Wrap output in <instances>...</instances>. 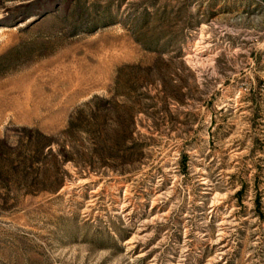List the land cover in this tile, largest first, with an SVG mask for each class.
<instances>
[{
  "label": "rangeland",
  "instance_id": "1",
  "mask_svg": "<svg viewBox=\"0 0 264 264\" xmlns=\"http://www.w3.org/2000/svg\"><path fill=\"white\" fill-rule=\"evenodd\" d=\"M0 264H264V8L0 0Z\"/></svg>",
  "mask_w": 264,
  "mask_h": 264
},
{
  "label": "bare ground",
  "instance_id": "2",
  "mask_svg": "<svg viewBox=\"0 0 264 264\" xmlns=\"http://www.w3.org/2000/svg\"><path fill=\"white\" fill-rule=\"evenodd\" d=\"M255 5L260 6L261 8H264V0H251Z\"/></svg>",
  "mask_w": 264,
  "mask_h": 264
}]
</instances>
